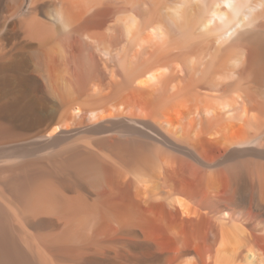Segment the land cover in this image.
<instances>
[{"label":"bare ground","instance_id":"obj_1","mask_svg":"<svg viewBox=\"0 0 264 264\" xmlns=\"http://www.w3.org/2000/svg\"><path fill=\"white\" fill-rule=\"evenodd\" d=\"M0 264H264V0H0Z\"/></svg>","mask_w":264,"mask_h":264}]
</instances>
